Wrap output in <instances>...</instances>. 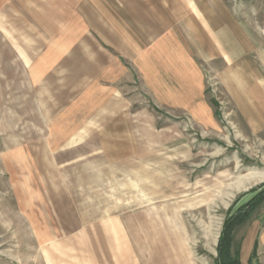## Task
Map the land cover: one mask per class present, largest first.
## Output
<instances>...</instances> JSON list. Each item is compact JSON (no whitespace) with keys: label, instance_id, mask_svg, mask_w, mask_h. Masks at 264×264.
<instances>
[{"label":"rangeland","instance_id":"1","mask_svg":"<svg viewBox=\"0 0 264 264\" xmlns=\"http://www.w3.org/2000/svg\"><path fill=\"white\" fill-rule=\"evenodd\" d=\"M132 1L0 0V264H217L264 185L263 103L200 60L202 101L163 107L119 50ZM223 1L264 55V0Z\"/></svg>","mask_w":264,"mask_h":264},{"label":"crops","instance_id":"2","mask_svg":"<svg viewBox=\"0 0 264 264\" xmlns=\"http://www.w3.org/2000/svg\"><path fill=\"white\" fill-rule=\"evenodd\" d=\"M128 8L116 27L122 29L120 44H125L119 50L146 52L137 66L150 69L147 74L161 84L163 107H191L202 101L205 72L200 60L222 64L215 73L233 101L264 106L262 69L252 58L256 54L263 65L261 42L225 1L135 0ZM256 243L255 263L264 264V202L234 229L232 251L239 250L242 264H254Z\"/></svg>","mask_w":264,"mask_h":264},{"label":"trees","instance_id":"3","mask_svg":"<svg viewBox=\"0 0 264 264\" xmlns=\"http://www.w3.org/2000/svg\"><path fill=\"white\" fill-rule=\"evenodd\" d=\"M254 192L255 194L248 201L225 220L217 246V264H242L239 250L232 251V235L234 229L245 222L257 207L264 202V185L254 190ZM256 256L257 243L254 246L251 260Z\"/></svg>","mask_w":264,"mask_h":264}]
</instances>
